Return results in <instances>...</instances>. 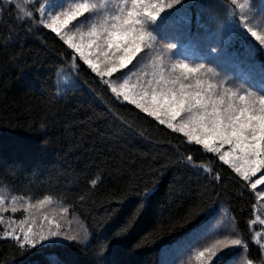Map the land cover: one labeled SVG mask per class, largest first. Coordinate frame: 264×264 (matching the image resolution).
<instances>
[{
	"label": "trees",
	"instance_id": "16d2710c",
	"mask_svg": "<svg viewBox=\"0 0 264 264\" xmlns=\"http://www.w3.org/2000/svg\"><path fill=\"white\" fill-rule=\"evenodd\" d=\"M144 2L164 10L141 26L145 40L127 66H142L134 73L139 86L153 72L150 66L145 74L150 63L166 67L172 90L190 91L189 80L172 70L184 60L264 96V0H247L243 9L231 0H178L170 8L173 0ZM20 3L0 0V193L61 204L84 235L68 239L57 225L59 236L48 238L40 221L33 230L43 239L32 234L33 244L22 243L14 232L26 231L22 220L31 221L13 204L5 217L14 223L0 224V264H167L160 257L165 246L219 204L228 208L237 234L225 239L228 247L218 251L208 240L206 260L174 252L173 264H241L235 254L244 246L245 262L263 264L249 232L256 210L250 181L215 153L117 100L39 14L48 5L63 18L86 5L68 23L91 35L119 23L133 10L132 0H34L26 18ZM170 43L176 47L168 49ZM73 60V85L61 90L57 74ZM210 252L217 255L210 259ZM100 256L105 260L98 262Z\"/></svg>",
	"mask_w": 264,
	"mask_h": 264
},
{
	"label": "rangeland",
	"instance_id": "374dc122",
	"mask_svg": "<svg viewBox=\"0 0 264 264\" xmlns=\"http://www.w3.org/2000/svg\"><path fill=\"white\" fill-rule=\"evenodd\" d=\"M231 1L233 3H235L239 9H243L245 2H247V0H231ZM33 2H34V0H22V3H20V6H18V8L21 10V12H22L21 14L23 15V17H25V18L29 17V14H30L29 9L31 11V7L29 6V4H33ZM81 5H83V4H81ZM100 8L103 9V7H100ZM51 11H52V8L48 5H45L39 11V14L43 16L44 23L54 33H56L57 35L62 37V39H64L69 44V46L72 48L73 52L75 53V57H78L79 59L84 60L86 63H87V60H89V59H91L93 62H95L97 64L96 69H93L90 64H88V63L87 64L93 69L94 72H96L98 74L99 77H101L103 82L105 84L109 85L111 87V89L113 90V92L119 94L123 100H124V91L125 90H127L131 96H134L137 99L144 96L146 104L148 103V101H150L151 95L153 93H156L159 96L161 93H166V92L172 90L171 87H169V85H168L169 78H168V74L166 73V71L164 69L166 67H160L159 65L155 66L152 64V66H151L153 68V72L151 74L157 80V85L155 87H152V86L149 87L148 92L138 91L136 89L135 85L130 81L128 75H123L120 73L116 74V71L113 73H109L107 71V68L111 67L112 65L110 63H108L107 61H105L102 56L98 55V51H99L98 48H96L95 46H88V44H89V41H96V42H100V43H103V41H106L107 40L106 34L108 33V29H110V27L99 26V30L94 31V33H92L91 35L87 32V35H85L82 32V30L78 27L72 26L69 28V23H68L69 20H68V22L66 24H62L59 27V30L57 31L53 27H51L53 20L57 19L58 21H62L68 15L63 16V18H62V16H61L62 13H58L59 16L55 17L51 13ZM65 12H67V10ZM74 12H69L66 14H71ZM74 17H76V15ZM117 21H119L118 18H117ZM80 25H82V24H80ZM101 25L104 26V22H102ZM113 25L114 24L111 25L110 31L112 30ZM101 28H104V29L101 31V34L100 33L98 34V32L100 31ZM90 29L93 31L94 30L93 26H91ZM96 33L98 34L97 36H95ZM76 45H82L84 47V52H85L84 56H81L80 52L76 48ZM122 54L123 53H120V55H122ZM159 54H161V53H159ZM113 61L118 64V61H116V60H113ZM181 64H187V62L182 60L181 63L178 64V66L174 65L172 70H175L178 74L183 75L185 78H187L189 80L190 92L195 93V92H199V91H201V89H203V92L201 93L202 95L209 94L213 99H222V98H226V97L231 96V97H234L236 102H239V96L240 95L247 96L249 94V92L247 90L240 88V87H235L233 85H230L228 83V80H224L212 72L202 71L199 68H196L197 65L190 66L189 64H187L190 68H196L197 69L195 72L197 74V76H196L195 73H188L187 71L182 70L180 68ZM138 67H139V69L142 68V66H138ZM151 67L148 63L146 66V69H145V74L150 73ZM73 70H75V68L73 67V63H71L70 68L61 69L58 72L57 84H58L59 89H65L68 86H71L73 84L75 74L72 76V74L70 72ZM198 81H199V84L197 83ZM176 92H178V91H176ZM125 101H128L131 104H133L131 102V99L125 100ZM133 105H135L139 109L146 112L144 110L143 106H139L137 104H133ZM146 113H148L149 115L154 117L159 123L165 125L166 127L173 129V130H176V131L180 132L181 134H183L188 142L198 143L194 139H189V133L190 132L193 135H199L200 134V133L196 132V130H195L196 125H195L194 121L192 120V117L197 116L198 113H195V112L189 113L187 108L181 110L180 114L174 118L167 115L166 112L163 110L161 111V114L159 116L152 115L150 111H147ZM182 125H187L183 131L180 130ZM199 144L207 152H211L212 147H219L220 148L219 152L213 151L214 153L218 154V157H220V155H222L223 152L228 151L229 147H230L229 145L220 146L218 143L213 144L211 147H205L203 144H201V143H199ZM222 162H225L228 165H230L231 167H233V163L236 162V154H234L233 157H231L225 161H222ZM234 170H235V168H234ZM262 172H264V169H262L261 172L250 175L249 179H247V180L251 182V185L253 183H255V180L259 178V176L261 175ZM238 174L240 176H242L240 173H238ZM258 187H259V189H254V191H253L255 194L256 200H257V201H255V202H257V206H255V207H256V211L258 214L255 216L254 221L252 222L255 226V229H253V231H252V233H253L252 238H254V240L264 248V182H262V184L256 186V188H258ZM13 204H14V206L17 205V207L21 208V211H23L25 213V215H24L25 221H26V219L31 221V224L30 223L27 224V222H24V220L21 221V222H23V224H25L26 231L18 230L15 228L16 231L14 233L16 235H13V236L15 238H21L22 243L33 244L32 242H34V241L31 237L32 234H33V237L40 238L39 240L43 239L42 237H36L37 234L33 230V226L36 223H40V221L46 222V224L44 225V228L46 231L44 230V232H42V236H48V238L53 237L50 235V233L53 232V229L56 228L57 225L59 227H61V229L63 228V230L65 231L66 234L68 232L69 234H67V235L69 237L84 235L83 234L84 232L82 231V229L79 228L80 226L78 225L77 220H75V219L73 220V218L68 219L65 216L66 212H65V210L61 204L57 206V205L49 202L48 200H34V201H24L22 199H14L13 200V198L6 195L4 191H3V194H2V192L0 193V224L1 225L9 226V225H11L10 223H14L11 219H7V217H5L6 212L8 211V208ZM51 207H53V208H51ZM212 208H213V211L210 213L211 215L208 216V214ZM212 208L208 211L206 217L199 224H197L195 227H193L189 232H187V233L183 234L182 236L176 238L173 241V243L171 245H169L170 248H166V249H171L177 253L180 252V253H186L187 254L186 257H183L180 255L179 256L180 258L194 257V259H196V261L200 260L201 258L204 261L207 259V257L205 256V254L201 255V253H203L202 251H196L194 249L191 255L188 254V252L191 251L193 248H198L196 245V241L198 242L200 240H205V241L210 240L213 238V235H214L216 240H217L216 250L220 251L223 248L228 247V244H226L225 239L229 238L230 235H234L233 230H235V228L232 225L231 219L229 221L228 218H226V219L222 220V222H221L220 217L224 216L223 210H227L228 215L231 218H232V216L230 215L228 208L223 204H219V205L212 207ZM217 219H218V222L216 223V226H214V224H215L214 221ZM224 223H225V225H224ZM51 229H52V231H51ZM18 232L20 233L19 234L20 237H18ZM57 236H59V235H57ZM25 237H27V239H25ZM184 244H186V245H184ZM247 250L248 249L246 246H244L241 250H239L235 254V256L237 257L236 261H239L241 263L247 261V258H246ZM167 256H168V251L165 250L163 252V255L160 257L163 261H166ZM228 263L231 264L230 262H228ZM232 264H234V263H232Z\"/></svg>",
	"mask_w": 264,
	"mask_h": 264
},
{
	"label": "snow or ice",
	"instance_id": "6c2138e0",
	"mask_svg": "<svg viewBox=\"0 0 264 264\" xmlns=\"http://www.w3.org/2000/svg\"><path fill=\"white\" fill-rule=\"evenodd\" d=\"M132 3L133 10L127 11L120 22L112 26V30L107 33L106 41L103 43L89 41L88 44V46L98 48V55L112 65L107 68L109 73L115 72L117 67H123L140 50L141 42L145 40V33L141 26L149 20H155L164 10L159 4L145 3L144 0H132ZM176 3L178 0H173L172 4H168V8ZM136 5H140L143 11L136 8ZM81 10H87V6L81 5L77 12L69 14L62 21L54 19L51 27L58 31L62 24H66ZM252 35L255 36L256 33L252 32ZM147 38L150 41L156 39L151 34H148ZM260 40L261 43H264V37H261ZM175 47V44L167 45L168 49ZM76 48L81 56L85 55L82 45H76ZM120 53L123 54L120 55ZM113 57L118 61V64L113 61ZM87 63L93 69L97 68V64L91 59L87 60ZM197 67L203 66L198 65ZM180 68L188 73H194L197 70L190 68L187 64H181ZM197 83L199 84V81ZM202 92L203 89L193 93L181 86L179 92L170 90L161 93L159 96L153 93L150 101L146 104L144 96L137 99L125 90L124 100L131 99L133 104L143 106L146 112L150 111L154 116H159L163 110L167 115L174 118L185 108L189 113H198L197 116L192 117V120L196 125V132L200 134L193 135L190 132L189 139H194L205 147H211L217 143L220 146L229 145V150L223 152L219 158L221 161H225L236 154V162L233 163V167L245 180L249 179L250 175L261 172L264 169V96L257 97L254 93H249L247 96L240 95L239 102H236L231 96L213 99L209 94L202 95ZM186 126L182 125L180 130L183 131ZM212 151L219 152L220 148L212 147ZM262 182H264V172L255 180L252 187L256 188ZM50 235L57 236L59 233L51 232ZM68 239L73 238L68 237ZM240 243V240L231 241L232 245H239ZM208 255L211 259L217 253L210 252ZM97 260L98 262L104 261L105 257L100 256ZM106 264H111V262H106Z\"/></svg>",
	"mask_w": 264,
	"mask_h": 264
}]
</instances>
